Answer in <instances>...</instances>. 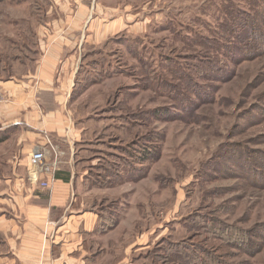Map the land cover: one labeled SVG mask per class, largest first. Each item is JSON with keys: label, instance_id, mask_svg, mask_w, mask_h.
Returning a JSON list of instances; mask_svg holds the SVG:
<instances>
[{"label": "rangeland", "instance_id": "374dc122", "mask_svg": "<svg viewBox=\"0 0 264 264\" xmlns=\"http://www.w3.org/2000/svg\"><path fill=\"white\" fill-rule=\"evenodd\" d=\"M62 3L88 10L71 105L91 158L82 194L117 213L106 260L189 264L155 258L179 243L198 264H264V0H3L0 79L33 66L38 24ZM250 7L257 36L225 45Z\"/></svg>", "mask_w": 264, "mask_h": 264}, {"label": "crops", "instance_id": "0c3cea01", "mask_svg": "<svg viewBox=\"0 0 264 264\" xmlns=\"http://www.w3.org/2000/svg\"><path fill=\"white\" fill-rule=\"evenodd\" d=\"M52 7L36 29L39 53L33 66L21 76L0 79L5 95L0 134L6 133L0 142V264H123L116 254L106 260L99 237L115 226L117 213L106 206L94 209L82 194L92 188L86 180L91 168L80 165L91 158L83 154L87 136L71 104L78 94L83 46L93 44L80 35L87 6ZM109 21L98 31L100 43L124 29L119 16ZM46 137L59 153L52 175L41 176L48 186L40 187L29 180L28 155L44 148ZM53 157L49 152L47 161Z\"/></svg>", "mask_w": 264, "mask_h": 264}, {"label": "trees", "instance_id": "16d2710c", "mask_svg": "<svg viewBox=\"0 0 264 264\" xmlns=\"http://www.w3.org/2000/svg\"><path fill=\"white\" fill-rule=\"evenodd\" d=\"M1 1H3V0H0V2ZM248 12H249V14L248 15H246L247 16V18L246 17H244V18H242V19H238V23L237 24H234V25H232L231 26V28H229L228 29V32L230 33V32H233L232 30H236V29H244V33H243V35H245V36H247V32H251L250 34H248V36H253V37H256L257 36V34H255V32L256 33H258V31L257 30H259L258 28H257V26H256V24H255V22H254V19L255 18H253L254 17V15L256 14V13H259V9L258 10H256L255 9V7H250V8H248V10H247ZM254 24V27H252V25ZM242 26V27H241ZM241 27V28H240ZM235 32V31H234ZM259 37H260V35H258ZM237 37H239V36H231V33H230V36H228L227 35V39L225 40V45H227L228 44V42L230 43V45H233V44H235L237 47H239L242 43L243 44H245L244 42H243V39H241V37H239L241 40H238V38ZM239 43V44H238ZM264 49V48H263ZM262 49V50H263ZM182 75V74H181ZM199 75L200 76H202L203 75V70L201 71V72H199ZM181 77H183V75L181 76ZM153 113H154V111H153ZM0 130H1V127H0ZM6 133L4 132V133H2V134H0V142L1 141H3V139H5L6 138V135H5ZM128 147V146H127ZM129 148V147H128ZM128 148H126V149H124L125 150V152L127 153V154H129V157H127L126 159H129V158H132L133 159V157H136V159H137V163H138V165H140L139 164V159H138V154H135L133 151H132V146L130 147V149L131 150H127ZM148 151V150H147ZM137 153H138V151H137ZM143 157H145L144 159H146V158H148V156L147 155H143V156H141V159L143 158ZM143 159V160H144ZM132 160H130V164L128 165V166H126L127 167V169L129 168L130 169V172H132V166H131V164H132V162H131ZM141 169H138L137 170V172H139ZM127 172H128V170H127ZM140 173V172H139ZM117 175H119V173L117 172ZM238 239V238H237ZM244 239V238H243ZM242 239V240H243ZM169 245H170V243H169ZM154 255H155V258L156 259H159L161 262H166L169 258H171V255L172 256H176V257H179V258H181V259H183L184 261H187V263L189 262V264H198V258H197V256H194V255H192V256H188L187 258H186V254L183 252V250H182V248H181V245L179 244V243H172L170 246H168L167 248H166V250L164 251V253H158V252H154ZM187 259V260H186ZM200 259V258H199ZM206 260L209 262L210 261V264H212L211 263V261L213 260V258H211V256H210V258L208 259V257L206 258ZM214 261H216V259L214 260ZM201 263V262H200ZM199 263V264H200Z\"/></svg>", "mask_w": 264, "mask_h": 264}, {"label": "built area", "instance_id": "2783aa9c", "mask_svg": "<svg viewBox=\"0 0 264 264\" xmlns=\"http://www.w3.org/2000/svg\"><path fill=\"white\" fill-rule=\"evenodd\" d=\"M4 100L5 95L0 87V105ZM45 141L46 146L44 148L34 149L28 155V162L30 166L29 180L32 183H36L40 187L48 186L46 179L42 180L41 176L52 175L57 164V155L59 153L58 147L52 143L49 138L46 137ZM49 152L54 156L51 161H47V154Z\"/></svg>", "mask_w": 264, "mask_h": 264}]
</instances>
